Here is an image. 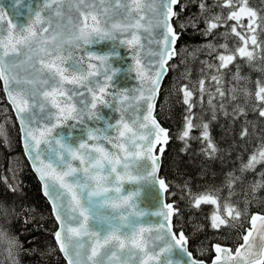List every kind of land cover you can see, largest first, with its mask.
<instances>
[{"label": "snow or ice", "instance_id": "snow-or-ice-1", "mask_svg": "<svg viewBox=\"0 0 264 264\" xmlns=\"http://www.w3.org/2000/svg\"><path fill=\"white\" fill-rule=\"evenodd\" d=\"M260 3L258 8L250 0H213L211 5L206 0H43L30 8L23 23L15 22L0 5V93L6 99V104L0 103V149L11 150L9 125L18 123L26 163L18 161L19 167L10 171L15 181L27 166L40 181L57 225L52 233L56 248L49 254L58 249L66 264H205L189 251L185 232L176 228L180 208L168 202L176 193L159 175L172 135L157 119V100L163 78L178 67L170 61L179 58L184 64V53L192 56L207 49L218 63L201 61L210 71L202 69L197 82L178 89L185 105L176 133L184 143L181 151L189 141L199 140L205 157L215 159L221 149L210 125L220 115L230 117L233 125L239 121L240 140L252 143L255 122L248 119L246 106L251 104V112L264 120V83L257 79L254 92L240 84L251 81L237 61L249 66L257 59L264 61V0ZM20 5L21 0L11 5L16 15ZM190 5L198 12L182 15ZM189 28L208 41L194 52L177 46ZM229 36L235 38L231 43ZM145 40L154 45L147 52ZM98 46L110 47L96 50ZM116 60L121 66H114ZM226 76L231 77L227 89ZM128 81H134L131 87ZM237 92L245 98L243 105L233 103ZM198 104L200 116L193 112ZM206 112L211 113L208 121L203 119ZM197 130L199 136H193ZM257 140L246 161L238 157L241 175L227 174L229 192L223 200L221 187L195 191L187 181L177 185L180 200L190 208L203 211L202 205L213 206L207 217L212 229L241 230L237 239L243 242L234 250L211 245L216 253L211 264H264V214L251 213L247 198L243 208L230 202L233 185L246 172L260 177L250 185L253 193L264 188V136ZM5 184L14 195L21 190L18 183ZM149 189L154 190L152 210L142 207ZM10 207L18 215L14 206L0 202L8 224ZM32 219L25 216L24 223ZM25 251L37 249H25L19 234L0 225V255L6 254L9 264H20ZM177 253L181 258L173 259ZM203 254L201 249L199 255Z\"/></svg>", "mask_w": 264, "mask_h": 264}, {"label": "trees", "instance_id": "trees-1", "mask_svg": "<svg viewBox=\"0 0 264 264\" xmlns=\"http://www.w3.org/2000/svg\"><path fill=\"white\" fill-rule=\"evenodd\" d=\"M206 2L208 5H211L213 0H206ZM250 2L253 7L259 8L261 6L260 0H250ZM253 3H256V5H253ZM176 11H179V6L176 7ZM212 11H220V9L214 8ZM224 11H227V9ZM196 12H198L197 6L190 5L182 15L187 16ZM203 27L204 25L201 23L200 28ZM219 31H224V29H219ZM261 38L264 39V35ZM211 39V37L208 38V40ZM234 39V37L229 36V43ZM207 42L203 36L198 35L189 28L182 35L177 46H186L188 52H194L195 49L201 48ZM184 57L186 61L184 64L179 62V58L175 61H170V63H176L178 67L174 71L170 70L165 77L157 100V119L163 127L171 130L172 135L161 157L160 175L170 183V191L176 193L175 196L168 197V202H175L180 208L179 216L174 218L176 228L182 229L188 236L189 250L198 259L209 261L214 256V252L211 250L212 244L219 243L233 249L241 242V240L237 239V232L241 230L238 227H221L219 232L212 229L207 217L213 211V206L202 205L203 211L190 208L185 200H180L181 190L177 185H183L187 181L195 191H201L210 186L221 187L222 190L219 192V196L223 200V198L228 196L229 192L228 187L225 186L227 174L232 172L237 176L241 175L239 172L241 160L238 157H242L245 161L248 159V154L252 151V145L258 143L257 137L264 136V120L251 112V104L246 106L249 110L248 119L255 122V131L253 132V129L249 127V131L253 132L251 137L252 143H245V141H241L239 138L240 122L238 121L233 125L231 124L230 117L226 118L220 115L219 119L213 121L210 125L212 136L221 149L215 159L209 160L205 157L201 152L202 144L199 140L189 141L190 146L186 151L182 152L181 149L184 148V143L176 138V133L182 127L185 105L181 102L183 96L178 89L181 85L189 83V81L197 82L203 75L202 69L205 73L210 71L201 61L218 63L214 59L215 53L209 55L207 49L195 52L192 56L184 53ZM237 62L242 66V73L250 77L251 82L247 81V87L254 92L257 79L264 83V72L259 70L264 69V61L257 59L253 62L252 66H249L244 61L238 60ZM178 70H181L182 73L187 72L190 75L184 78L181 75L182 73L178 74ZM230 79V76L224 78L225 89L228 88V81ZM231 83L233 84L235 81H231ZM214 88L215 86L213 85V91ZM196 95L198 96L199 93L197 92ZM236 95L238 99L233 101V103L243 105L245 99L243 94L238 92ZM2 96V93H0V97ZM251 99L254 100V96ZM206 100L207 97H205ZM160 105H163V111H161ZM203 107L207 109L206 102ZM230 109L231 105H229ZM193 112L197 113L198 116L201 115L199 104L193 109ZM210 116L211 113L206 112L203 115V119L208 121L210 120ZM9 132L12 137L11 150L4 151L0 149V202H8L14 206L15 212L18 215L12 214V208L10 207L8 219L11 220V224L6 223L3 214L0 213V225L6 228L10 227L14 232L19 234L25 249H37V251L32 253L27 251L22 252L19 256L20 264H65L58 249L55 253L49 254L50 249L56 248L52 235L56 229V223L51 216V208L41 192L36 176L30 167L26 166L18 173L15 181L13 179L10 168H18L17 162L22 161L26 163V159L21 149L17 125H9ZM192 135L199 136V131H194ZM255 176L256 174L253 172H246L243 174L241 180L235 182L232 189L235 194L231 197L230 202H238V206L243 208L244 201L247 198L253 201L249 205L251 213H264V188L252 194L250 187ZM5 180L8 183H18L21 190L14 195L6 187ZM254 195L256 199H253ZM32 208H35L36 211H30ZM25 216H31L33 219L28 224H25ZM232 223V221L229 222L230 225ZM245 226L248 227L249 225L246 224ZM201 249L204 250L202 256L199 255ZM0 264H8V262L6 259L0 257Z\"/></svg>", "mask_w": 264, "mask_h": 264}, {"label": "water", "instance_id": "water-1", "mask_svg": "<svg viewBox=\"0 0 264 264\" xmlns=\"http://www.w3.org/2000/svg\"><path fill=\"white\" fill-rule=\"evenodd\" d=\"M43 2V0H21V5L19 6V9H18V11H19V15H16V11H14L13 10V8L11 7V5L14 3V0H0V5H3V6H5V9H6V11L7 12H9L11 15H12V19L15 21V22H17V23H23V22H25V20H26V18H27V16L29 15V10H30V8L32 9V10H34L35 8H36V6L38 5V4H41ZM144 43H145V45H146V49H145V51L147 52V48L148 47H154V45H147V41L145 40L144 41ZM100 47H103L104 48V50L105 51H107L108 50V48L110 47V46H98L97 47V49L96 50H99V48ZM120 51H121V54H122V56L124 55V50L123 49H120ZM113 63H114V66H121V63H122V61H120V60H116V61H113ZM123 65L124 66H126L127 65V61L126 60H123ZM164 79V78H163ZM117 80H118V82H120L121 81V78L120 77H117ZM162 82H163V80H162ZM132 83H134V81H128L127 82V86H129V87H131V85H132ZM6 100V99H5ZM9 106V108H10V110H11V106L10 105H8ZM103 111V113H105V114H111L110 113V111L108 110V109H103L102 110ZM12 113V115H13V117H14V119H15V114H14V112H11ZM112 115H114V114H112ZM16 125H17V127L19 128V125H18V123H15ZM66 131V130H65ZM20 145H21V149H22V152H23V145H22V142H20ZM162 157V156H161ZM26 159V158H25ZM160 168H161V160H160ZM31 169V168H30ZM33 172V171H32ZM34 173V172H33ZM34 175L36 176V174L34 173ZM159 175H160V172H159ZM160 177H161V175H160ZM36 178H37V180H38V182H39V184H40V181H39V179H38V177L36 176ZM162 178V177H161ZM40 188H41V184H40ZM154 190H152V189H149V190H146L145 191V193L143 194V196H142V207H145L146 209H148V210H152V206L155 204V201L153 200V198H152V192H153ZM41 192H42V194H43V191H42V188H41ZM44 196V195H43ZM45 197V196H44ZM45 199L47 200V198L45 197ZM48 202V201H47ZM49 206H50V204H49ZM50 208H51V206H50ZM253 213H260V212H253ZM260 214H264V213H260ZM54 218V217H53ZM153 222L155 221V217H152V218H150ZM55 220V219H54ZM248 227H250V225L248 226ZM56 228H57V225H56ZM56 230V229H55ZM55 240V239H54ZM243 241L241 240V242L240 243H242ZM56 243V242H55ZM224 246V245H223ZM225 247H228V246H225ZM228 248H231V247H228ZM235 248H233V250H234ZM190 251V250H189ZM213 252H214V256L216 255V253H215V251L213 250ZM62 255V254H61ZM213 256V257H214ZM63 257V256H62ZM212 257V258H213ZM181 258V256H180V254L179 253H177L174 257H173V259H180ZM212 258L209 260V261H205V264H211V260H212ZM65 261V260H64ZM65 264H66V262H65Z\"/></svg>", "mask_w": 264, "mask_h": 264}, {"label": "rangeland", "instance_id": "rangeland-1", "mask_svg": "<svg viewBox=\"0 0 264 264\" xmlns=\"http://www.w3.org/2000/svg\"><path fill=\"white\" fill-rule=\"evenodd\" d=\"M261 4V3H260ZM253 5H256V3H253ZM262 6V5H261ZM260 6V7H261ZM178 74H181L182 72H181V70H178ZM241 73H242V71H241ZM242 75H244L243 73H242ZM164 79H165V77H164ZM164 79H163V81H164ZM163 83V82H162ZM233 84H236V81H235V83H233ZM240 84H247V81H241L240 82ZM162 86V85H161ZM238 93V92H237ZM237 93H235V94H237ZM0 103H3V104H6V100H5V98H3V96L2 97H0ZM7 107L9 108V106L7 105ZM9 114H10V117H11V119L14 121V117H13V115H12V113H11V110H10V108H9ZM12 126H14L15 124H11ZM162 125V124H161ZM260 179V177L259 176H255V178L253 179V181H252V183L254 182V181H256V180H259ZM252 189V188H251ZM255 193H257V191L255 192ZM255 193H253V191H252V194H255ZM251 201V203L253 202L252 200H250ZM244 205V204H243ZM0 257L1 258H3V259H6L7 260V256H6V254H4V255H0ZM8 262V261H7ZM8 264H9V262H8Z\"/></svg>", "mask_w": 264, "mask_h": 264}]
</instances>
